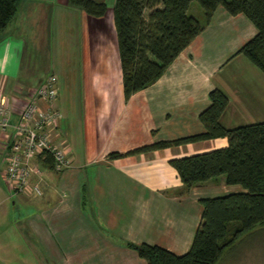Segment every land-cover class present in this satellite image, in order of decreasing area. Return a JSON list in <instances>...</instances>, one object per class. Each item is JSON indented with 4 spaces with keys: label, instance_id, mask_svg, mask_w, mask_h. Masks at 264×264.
Returning a JSON list of instances; mask_svg holds the SVG:
<instances>
[{
    "label": "crops",
    "instance_id": "0c3cea01",
    "mask_svg": "<svg viewBox=\"0 0 264 264\" xmlns=\"http://www.w3.org/2000/svg\"><path fill=\"white\" fill-rule=\"evenodd\" d=\"M103 1L106 15L93 18L67 0H21L0 33V100L12 108L11 122L27 103V93L55 75L54 106L62 120L48 131L70 162L68 169L56 172L38 160L40 174L33 181L40 182L43 194L13 196L10 216L3 178L6 136L0 135L1 264H147L127 243L155 245L180 256L190 249L200 223V200L244 191L226 185L222 177L186 193L170 165L173 159L225 148L226 138L113 159L109 155L202 133L199 115L216 88L229 100L221 119L230 111L231 96L237 97V106L230 116L240 122L244 112L264 108V74L237 55L256 28L244 15L231 16L219 7L161 78L125 100L114 0ZM69 33L78 40L75 44L74 37L68 41ZM76 45L77 58L68 52ZM28 46L48 74L31 66Z\"/></svg>",
    "mask_w": 264,
    "mask_h": 264
},
{
    "label": "trees",
    "instance_id": "16d2710c",
    "mask_svg": "<svg viewBox=\"0 0 264 264\" xmlns=\"http://www.w3.org/2000/svg\"><path fill=\"white\" fill-rule=\"evenodd\" d=\"M20 1L0 0V33L14 19ZM192 1L202 8V21L189 14ZM67 4L93 18H102L108 11L103 0H67ZM219 7L231 16L244 15L256 28V35L237 55L264 74V0H114L125 100L161 78L210 24ZM33 90L27 93L26 101ZM209 100L210 105L199 115L202 133L109 155L113 159L217 138L228 141L225 148L173 159L170 165L186 193L218 177H224L226 185H238L244 191L200 200L201 220L190 249L183 255L155 245L127 243L147 264H217L243 235L264 228V121L227 128L220 120L228 97L216 88L209 93ZM43 163L53 169L50 156Z\"/></svg>",
    "mask_w": 264,
    "mask_h": 264
},
{
    "label": "built area",
    "instance_id": "2783aa9c",
    "mask_svg": "<svg viewBox=\"0 0 264 264\" xmlns=\"http://www.w3.org/2000/svg\"><path fill=\"white\" fill-rule=\"evenodd\" d=\"M57 96V79L50 75L30 93L14 123L12 108L0 100V135L6 136L3 146L7 151L3 178L11 195L30 192L42 196L40 182L33 181L34 175L40 174L38 160L43 162L50 156L56 172L70 167L66 152L52 143L48 131L62 120V114L54 106Z\"/></svg>",
    "mask_w": 264,
    "mask_h": 264
},
{
    "label": "rangeland",
    "instance_id": "374dc122",
    "mask_svg": "<svg viewBox=\"0 0 264 264\" xmlns=\"http://www.w3.org/2000/svg\"><path fill=\"white\" fill-rule=\"evenodd\" d=\"M189 14L194 15L200 21L203 20V10L196 1L191 2L189 8ZM74 32H76V28H74ZM71 37H74L72 38V41L74 40V44H75V42H77L78 40H76L75 36H71V34L69 33L67 36L68 41L71 42ZM32 49L33 48H30L28 46L27 50L29 52V56L31 55L30 50ZM68 52L72 57L76 56L77 58L79 54L78 46L76 45V48H74L73 46L68 48ZM31 56L32 58H27V60L31 61V66L34 68V70L37 73H42V75L48 74L46 65H44V68L41 69V67H43L42 58L41 57L38 58V55L35 52ZM253 87L254 89L258 90L259 84L254 83ZM256 90L255 92H257ZM230 102H231L230 111H228L225 117L221 119V121L223 120L224 123L226 124L228 123L227 125H232V127H235L237 123L250 124V123H257L264 121V108H257V107L253 108L251 112H244L245 117H243V120H241V122L239 121V118L238 119L234 117L231 118L230 112L233 110L234 107L237 106V97L231 96ZM231 119L234 120L230 124L229 121H231ZM218 178H222V177H218ZM218 178H215L214 180H218ZM9 194L8 197L10 198V201L8 204V212L10 216H13L14 212L12 208V203L13 201H15V199L11 200V198L16 195H11V194L9 195ZM12 255L13 254H10V260L15 261L16 256L15 255L12 256ZM217 264H264V228H257L256 230H253L243 235L229 250H227L224 253V255Z\"/></svg>",
    "mask_w": 264,
    "mask_h": 264
}]
</instances>
